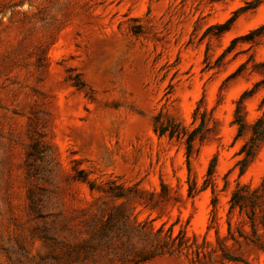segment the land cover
Masks as SVG:
<instances>
[{
  "label": "rangeland",
  "instance_id": "374dc122",
  "mask_svg": "<svg viewBox=\"0 0 264 264\" xmlns=\"http://www.w3.org/2000/svg\"><path fill=\"white\" fill-rule=\"evenodd\" d=\"M257 124L264 0H0V264H264Z\"/></svg>",
  "mask_w": 264,
  "mask_h": 264
},
{
  "label": "trees",
  "instance_id": "16d2710c",
  "mask_svg": "<svg viewBox=\"0 0 264 264\" xmlns=\"http://www.w3.org/2000/svg\"><path fill=\"white\" fill-rule=\"evenodd\" d=\"M241 103H242V99L238 102V105H240ZM234 123L239 126V131H238L237 136L238 137L242 136L244 132V128L246 127V121H245L244 116L240 113L239 106L237 107V110H236V118L234 120ZM258 124L253 127L254 133L250 141L246 143L245 145H243L241 151L239 152V154L242 155V158L237 161L234 167V168L239 169V177H242L247 172L251 164L255 161V159L258 156L260 142L264 138V128L262 132H260L257 128ZM194 140H195V136L193 135H190L187 138V156L188 157L192 153V144ZM215 169H216V162L212 161L209 167L208 175L209 176L213 175L215 173ZM261 186H262L261 188L264 190V181ZM247 189H249L248 186L241 185L240 183L237 184V187L233 191L231 200H230L231 210L238 209L240 211H243L246 208V205H248L249 198L246 194H244V191H246ZM194 191H195V188L190 186L189 194L192 195ZM258 191L259 189H256L255 193H257ZM214 206H215V203H214ZM251 219L253 220V218ZM231 259L235 260L233 258Z\"/></svg>",
  "mask_w": 264,
  "mask_h": 264
}]
</instances>
